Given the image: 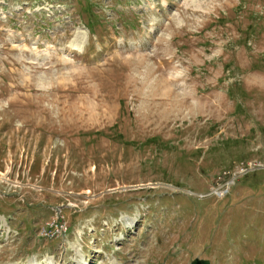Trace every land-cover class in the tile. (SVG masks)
I'll return each instance as SVG.
<instances>
[{
    "label": "rangeland",
    "instance_id": "374dc122",
    "mask_svg": "<svg viewBox=\"0 0 264 264\" xmlns=\"http://www.w3.org/2000/svg\"><path fill=\"white\" fill-rule=\"evenodd\" d=\"M196 257L264 264V0H0V264Z\"/></svg>",
    "mask_w": 264,
    "mask_h": 264
},
{
    "label": "water",
    "instance_id": "95a60500",
    "mask_svg": "<svg viewBox=\"0 0 264 264\" xmlns=\"http://www.w3.org/2000/svg\"><path fill=\"white\" fill-rule=\"evenodd\" d=\"M191 264H211V260L196 257L192 260Z\"/></svg>",
    "mask_w": 264,
    "mask_h": 264
},
{
    "label": "bare ground",
    "instance_id": "6f19581e",
    "mask_svg": "<svg viewBox=\"0 0 264 264\" xmlns=\"http://www.w3.org/2000/svg\"><path fill=\"white\" fill-rule=\"evenodd\" d=\"M239 173H242V172H239Z\"/></svg>",
    "mask_w": 264,
    "mask_h": 264
},
{
    "label": "built area",
    "instance_id": "2783aa9c",
    "mask_svg": "<svg viewBox=\"0 0 264 264\" xmlns=\"http://www.w3.org/2000/svg\"><path fill=\"white\" fill-rule=\"evenodd\" d=\"M241 169H243V168H241Z\"/></svg>",
    "mask_w": 264,
    "mask_h": 264
}]
</instances>
